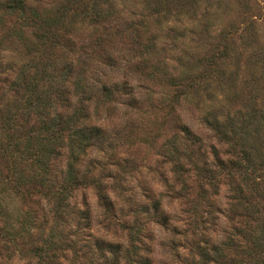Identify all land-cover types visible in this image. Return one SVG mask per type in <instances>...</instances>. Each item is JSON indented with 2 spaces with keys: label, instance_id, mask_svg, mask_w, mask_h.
Returning <instances> with one entry per match:
<instances>
[{
  "label": "trees",
  "instance_id": "obj_1",
  "mask_svg": "<svg viewBox=\"0 0 264 264\" xmlns=\"http://www.w3.org/2000/svg\"><path fill=\"white\" fill-rule=\"evenodd\" d=\"M80 1L61 0L60 4L47 8L46 0H0V45L6 39L24 49L19 57L10 60L0 46V249L3 251L0 256L9 262L17 257V261H23L24 264H63L61 261L83 264L80 252L92 248L90 241L95 239V233L92 235L91 232H87L84 238L74 234L76 239L68 240L61 239L58 233L57 238L52 235L54 230L62 232L60 225L68 215L67 200L76 190L88 186L90 167L85 166L86 169L81 171L85 163L83 156L91 151L88 149L102 145L106 135L105 125L97 124L96 117L100 116L96 114L97 110L92 115L86 104L81 105L82 97L74 101V97L85 89L84 82L75 80L72 73L86 49L84 45L78 46L79 37L71 27L77 18L93 22L108 20L103 11L106 1L92 0L89 5L76 7ZM200 2L191 0L189 3L197 5ZM125 3L126 0L122 5ZM196 13L194 11L192 14ZM205 16L202 22H205ZM144 27L147 28L146 25ZM240 31L245 39L256 36L248 22L242 24ZM154 45L153 39L152 44H144V48L149 50ZM49 47H61L62 58L58 59L54 51L50 54L47 51ZM210 50L206 51V57L203 58L208 65L226 58L230 52L226 44L221 48L215 45ZM259 50L256 47L249 58H253L254 52ZM64 52L66 55L63 57ZM73 53L72 60L67 63ZM142 60L144 65L145 62L149 63L146 57ZM153 68L151 72L158 71L156 65ZM210 69L202 68L200 75L183 77V81L174 77L169 80V85L176 87L170 109L172 120L177 129L203 153L200 154L201 161L191 160V172L200 187L196 199L203 205L201 213L197 203L192 208V213L200 218L199 223L184 227L183 231L180 226L173 225L170 212L161 205L159 192L148 195L152 202L150 214L159 226L181 231L179 234L185 239L188 237L187 230H190L188 242L198 254L195 264L264 263V111H250V120H243L244 125L241 127H236L228 114L223 117L226 120L224 125H220L217 118L210 120L205 117L203 125L211 129L220 143L226 145L225 148L221 146L224 150L210 146L211 156H207L202 150L200 136L182 123V117L175 110L188 91L206 84L204 75ZM151 72L149 74L156 75ZM108 82L96 80L95 89L87 90L86 93L95 92L93 95L109 97L114 91ZM67 84L71 86L67 87ZM123 84L125 87L126 82ZM56 103L59 106L54 110ZM254 113H260V116L257 118L258 115ZM256 135L261 138H253L254 144L248 143V138ZM63 137L68 139L65 152L68 161L66 168L60 170L62 177L58 178L53 168L62 156L57 147ZM177 148H173L169 160L175 178L165 182L164 191L167 197L187 198L185 181L180 176V170L183 169L181 154ZM191 154L192 151L185 156L187 161H190ZM209 157L212 162H208ZM216 169L221 170L218 177H215ZM224 180L226 182L222 183ZM91 181L98 189L97 197L106 215L111 216L113 203L110 197L98 181L97 184L93 178ZM3 182L10 189L4 187ZM203 183L206 186L202 187ZM221 184L226 186L223 193L229 199H236L238 205H222L219 195ZM205 187H210L212 192L208 194ZM259 189L261 194H257ZM231 195L232 198L229 197ZM18 198L31 207L23 210L15 203ZM132 202L137 203L130 199V209L134 206ZM79 210L74 214L80 213ZM141 211L135 209L132 212L139 214ZM91 221L89 211L84 209L78 224L84 222V229L91 228ZM258 226L261 227L263 246L251 242V239L243 240L249 233L245 228L257 229ZM46 230L48 235L44 237ZM141 233L139 227L128 231L125 245L118 240L95 239L98 255L90 259L86 257V261L88 264H152V248L143 242ZM68 251L73 252L71 260H67Z\"/></svg>",
  "mask_w": 264,
  "mask_h": 264
},
{
  "label": "rangeland",
  "instance_id": "obj_2",
  "mask_svg": "<svg viewBox=\"0 0 264 264\" xmlns=\"http://www.w3.org/2000/svg\"><path fill=\"white\" fill-rule=\"evenodd\" d=\"M105 1L103 11L108 20L93 22L77 18L71 27L79 37L78 46L84 45L86 49L72 73L75 80L84 82L85 89L83 94L74 97V101L82 97L81 105L86 104L92 115L97 110L96 114L100 115L96 117L97 124L105 125L106 135L102 145L88 149L91 151L83 156L85 163L80 169L90 167L88 186L76 190L67 200L68 215L60 225L62 232L54 230L52 235L57 238L58 233L61 239L68 240L76 239L74 234L84 238L87 232H91L92 235L95 233V239L118 240L125 245L128 231L139 227L144 236L143 242L152 248V264H195L198 254L189 245L190 230H187L188 237L185 239L179 234L181 231L159 226L150 214L152 202L148 195L153 192L161 194L163 209L170 212V221L180 226L182 231L184 227L199 223L200 218L192 213L194 203L198 204L200 213L203 211L202 203L196 199L200 187L191 172V160L201 161L200 154L203 153L177 129L172 120L170 109L176 87L169 85V80L174 77L183 81V77L200 75L202 68H211L204 75L206 84L188 91L175 110L182 117V123L200 136L202 150L207 156H211L209 151L212 145L216 150L225 148L226 145L214 137L202 120L205 117L210 120L217 118L220 125H224L226 120L223 117L228 114L236 127H241L243 120H250V111H264V0H201L200 5L189 3L191 0H126L124 5V0ZM46 2L47 8H52L61 0ZM91 2L82 0L75 6L89 5ZM194 11L198 13L193 15ZM204 15L205 22H202ZM244 22L251 26L255 38L249 40L242 37L240 29ZM153 39L155 45L149 50L144 48V44L149 46ZM224 44L230 48L226 58L216 60L212 65L204 62L206 51H211L215 45L221 48ZM0 46L10 60L24 53L23 48L6 39ZM256 47L260 50L249 58ZM60 48L49 47L47 51L50 54L54 51L55 56L61 59ZM65 55L64 52L63 57ZM73 56L74 53L67 63ZM143 57L148 58L149 63L145 62L144 65ZM155 65L158 71L151 72ZM96 80L109 81L107 84L114 93L109 97L93 95L95 92L87 94V90L95 89ZM58 106V103L54 104V110ZM254 115H258V118L260 113ZM258 136L248 138V143H253V138H261ZM67 140L63 137L57 147L62 154L53 168L58 178L62 177L60 170L66 168L68 161L65 155ZM175 146L181 154L183 169L180 176L185 181L187 198L167 197L164 191L165 182L175 178L173 165L169 161ZM190 151L191 159L187 161L185 156ZM208 162H212L211 157ZM214 171L215 177H218L221 170ZM91 178L96 181L95 184L98 181L110 197L113 203L111 216L106 215ZM3 183L4 187L10 189L6 182ZM203 186L206 184L203 183ZM220 187L222 205H238L236 199H229L223 193L226 186L221 184ZM205 191L208 194L212 192L210 187H205ZM257 194H261L260 189ZM229 197L232 198V195ZM130 199L137 202H132L133 209L128 207ZM15 203L23 210L31 207L20 198ZM78 209L80 213L84 209L89 211L91 228L84 229V222L78 224L80 213L74 214ZM135 209L141 212L135 214L132 212ZM135 215L138 216L135 218ZM245 229L249 233L243 240L251 239V242L263 246L260 226ZM47 231L44 237L48 235ZM95 239L90 241L92 248L80 252L83 264H88L86 257L90 259L98 255ZM1 254L3 251L0 249ZM66 256L67 260H71L70 257L74 255L68 251ZM13 260L9 262L0 256V264H24L17 261V257ZM61 262L66 264L65 261ZM255 263L252 261L250 264Z\"/></svg>",
  "mask_w": 264,
  "mask_h": 264
}]
</instances>
